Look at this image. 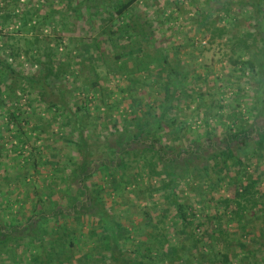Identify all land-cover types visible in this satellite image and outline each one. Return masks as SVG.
I'll use <instances>...</instances> for the list:
<instances>
[{"label":"rangeland","instance_id":"rangeland-1","mask_svg":"<svg viewBox=\"0 0 264 264\" xmlns=\"http://www.w3.org/2000/svg\"><path fill=\"white\" fill-rule=\"evenodd\" d=\"M223 1L141 0L126 13V18L139 13L151 21L152 42L166 49L170 62L188 75L187 89L181 90L174 107L165 114L158 135L177 152L190 144L198 149L202 141L224 136L227 127L232 126L228 115L244 119L243 124L235 121V126H248L256 116L257 79L249 72V75H242L238 67L228 61L236 55L225 45L232 46V41L249 28L245 20L247 13L236 4L227 14ZM96 3L98 7L87 9L85 0H0V45L6 41L9 48L18 47L21 53L28 50L29 54L20 57L14 65L21 78H27L37 70L33 57L37 49L42 57L51 55L57 67L60 65L62 71L65 70L64 78L57 84L69 85L67 90L75 94L76 98L73 93L70 95V105L82 123L94 158L119 163L124 154L111 151L118 150L117 138L124 130L134 128L139 120L149 122L159 115L166 92L161 81L155 80L157 69L154 66L148 73H130L132 53L130 49L123 50V44L102 42L100 51L95 49L92 41L104 29V17H107V3L103 5L95 0ZM35 9L40 17H48L45 24L32 21L22 27L21 17L2 24L1 16L5 14L14 17L29 12L30 15ZM200 9L209 14L208 21L213 27L226 28L227 34L217 43L210 45L208 35L205 36L200 23H196L201 19L195 11ZM111 19L115 24L122 23L114 15ZM36 38L38 43H35ZM8 49H1L0 56H6ZM120 54H125L126 59L117 63L115 57ZM120 63H125V69L119 68ZM137 78L141 80L134 83ZM1 79L4 77L0 75ZM9 80L11 87L17 89V99L13 102L28 117L29 123H22V134L14 129L5 133L8 119L0 109V150L1 143H6L8 149L2 152L7 155L0 158V219L7 221L15 215L22 224L25 218L16 211L28 209V201L35 199V195L51 194L54 201L65 198L60 194L64 184L58 175L60 168H67V161L75 157L74 143L78 141V133L74 121L62 110L48 111L39 107L37 93H33L25 81H14L12 77ZM95 81L97 86L93 87L91 84ZM78 93L92 98L87 103L89 111L77 110L81 106ZM39 144L49 146L48 151H41L38 158L31 157L33 146ZM142 151V147L137 146L133 153L125 156V169L106 177L100 171L90 182L100 186L98 190L106 206L126 233L133 237L125 243V249L129 250L127 256L133 262L223 264L222 254H226L230 264H264V205L254 209L248 205L245 214L237 217L235 204L226 207L222 202L236 197L241 191L238 186L246 181V174L252 175L254 165H248L237 177L232 169V175L224 176L212 169L207 173L191 170L173 184L176 196V202H173L169 195L171 191L162 190L160 178L149 177ZM33 158L39 162L37 170H34L36 166L32 167ZM192 161L197 165L203 162L195 157ZM255 163L259 166L258 173L264 174V160L260 165ZM99 164L96 161L95 168ZM23 175L27 176L26 181L20 178ZM128 176L132 185L124 186ZM261 179L264 187V175ZM76 195L74 187L68 197ZM174 203L186 208V223L178 217ZM67 223L76 232L75 258L84 262V254L94 244L91 241L85 244L86 235L77 237L80 232L87 233L93 223L86 218L81 221L68 219ZM47 226L53 228L54 224L49 221ZM38 246L37 242L15 243L7 253L0 255V264H38L33 261L41 254L42 250L36 249Z\"/></svg>","mask_w":264,"mask_h":264},{"label":"trees","instance_id":"trees-1","mask_svg":"<svg viewBox=\"0 0 264 264\" xmlns=\"http://www.w3.org/2000/svg\"><path fill=\"white\" fill-rule=\"evenodd\" d=\"M97 1L103 3V5L107 3L105 7L107 17H104V29L93 39L92 45L97 51H100V43L109 44L116 41V44H123L121 47L123 50L127 49L128 51L130 49L129 52L132 53V56H130L132 65L130 73L133 75L142 72L148 73L149 69L154 66L157 69L154 74L155 80L161 81L166 92L165 99L162 101V111L149 122L139 120L134 128L124 130L117 138L118 150L111 148L113 149L111 151L112 153L118 151L122 156L124 154L119 163L112 161V164L103 159L96 160L82 123L70 105L72 101L70 95L73 93L74 96V92L67 90L69 85L62 86L57 84L61 82L65 70L62 71L60 65L57 67L56 61L52 59L51 55L43 56V58L40 55V50L37 49L36 55L33 56L37 70L27 78H21L14 65L20 57L27 56L29 52L26 50L21 53L18 47L9 48L8 42L4 41L0 45V51L1 49L9 48L6 56H0V75L4 77L3 80H0V109L3 110V115L6 114L5 118L8 119L4 128L5 133H11V129H14L16 133L22 134V123H29L28 117L13 102V100L17 99V89L12 88L10 85L12 82L9 77H12V80L25 81L26 85L34 91L33 93H37L36 103L39 107H44L48 111L62 110L65 116H69L77 128L78 141L74 143L76 145L74 159L67 161V168H60L61 174L60 176L58 175L64 184L60 194L62 197L64 195L65 198L54 201L51 198V194L45 196L42 193L39 196L35 195V199L31 196L32 199L28 201L29 211L26 207V209L16 211V214H22L25 218L22 224L18 223L15 215L7 221L0 219V255L7 253L15 243H27L29 241L39 243L36 249L42 250L41 254L33 259L38 264H142L133 262L132 258L127 256L129 250L125 249V243L132 241L133 237L131 234L126 233L122 224L116 220L106 206L99 192L100 186L90 183L100 171L106 177L113 176L114 171L125 169L127 167L125 156L133 153L137 146L142 147V157L149 177L160 178L162 190L171 191H169V195L173 197L171 198L172 201L176 198L173 192V184L176 179L183 177L191 170L200 169L202 172L207 173L212 169L221 176H224L223 174L229 175L235 170L236 174L234 173V175L237 177V174L245 171L244 168L248 167V165H254L252 175L246 174V181L238 186L241 191L236 193V197L232 200L225 199L222 202L226 207L235 204L237 217L245 214L248 205L252 209L264 205V187L261 186V178L264 174L258 173L259 166L257 167L255 163L256 161L260 165L264 160V124H262L264 120V0H237L236 2L224 0L222 3L227 14H230V10L236 4L243 7L247 13L245 20L248 21L249 28L240 37L232 41V46L226 42L225 45L230 47L233 55H236V58L233 56L229 57L228 61L234 67H238L242 75L249 72L251 76L257 79L258 88L255 94L256 116L248 126H245L242 125L245 123L243 118H238L234 114L228 115L227 119L232 122V126L227 127L228 131L224 136L217 139L208 138L201 142L198 149L193 144H190L191 146H185L178 152L173 148L172 144H169L163 137L158 135L160 134L159 130L165 114L174 107L175 99L181 95V90L187 89L188 75L185 76L180 72L177 64L170 62L166 49L159 45L156 46L152 42L150 33L151 21L144 19L139 13H134L129 18H126V13L141 0ZM85 2L84 6L87 9L98 7L97 3L94 4L95 0H85ZM28 13L17 14L14 17L5 14L1 16L2 24L7 23L12 18L21 17V25L25 27L32 21L38 24V21H43L42 24H45L48 19V17H40L37 9L31 12L30 15ZM195 13L199 16L198 19H201L199 21L196 20V23H200L204 30V35H208V43L210 45L217 43L219 39H223V36L227 34L225 26L213 27L212 23L208 21L209 14L204 10H196ZM111 15L116 16L117 19L123 17L121 20L119 19L122 23L115 24L111 19ZM33 27L35 28V26ZM16 33L19 34L20 32ZM127 39L129 42H126ZM35 43H38L37 38ZM148 46H150V49H148ZM236 52L239 54H236ZM9 59L12 60L11 63ZM115 59L118 63L121 60L123 61V59L125 60L126 55L120 54ZM124 64L120 63L121 66L119 68L125 69ZM140 80L137 78L134 83H139ZM91 85L96 87L97 82L95 81ZM78 96L81 97V99H78L81 106H78L77 110L85 109L89 111L87 103L92 98L83 95V93H78ZM189 97L193 96L189 95ZM27 113L25 111V114ZM235 121H240L242 124L235 126ZM208 134L210 135L209 130ZM172 141L174 140L170 142ZM33 147V152L29 155L36 158H38L41 151L47 152L46 148H49V146H41L40 144L37 147ZM6 150H8L6 143H1L0 158L3 155H7L2 153ZM194 157L199 162L202 160L203 162L200 165L195 164L192 161ZM34 160L35 158L32 160V167L36 166L34 170H37L39 162ZM96 161L100 164L95 168L94 164ZM26 177L23 175L20 178L26 181ZM125 185H132L130 176L124 182ZM74 187H76L77 195L74 198H70L68 194ZM261 198L262 200H260ZM174 204L178 217L182 222L186 223L188 221L186 208L182 204ZM25 213H28V215L26 216ZM82 218L90 219L93 225L87 233L80 232V237L77 238L86 235L85 244H89V241L94 244L93 248L84 254V262H80L79 258L78 260L75 258L76 232L67 223L68 219L81 221ZM49 221L53 222V228L46 227ZM151 251L150 249L149 252ZM222 262L223 264H230L228 255L222 254Z\"/></svg>","mask_w":264,"mask_h":264}]
</instances>
